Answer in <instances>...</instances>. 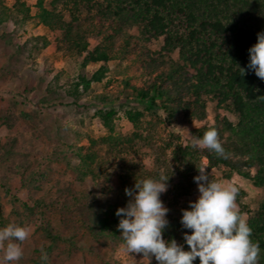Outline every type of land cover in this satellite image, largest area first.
I'll return each mask as SVG.
<instances>
[{"label":"trees","instance_id":"obj_1","mask_svg":"<svg viewBox=\"0 0 264 264\" xmlns=\"http://www.w3.org/2000/svg\"><path fill=\"white\" fill-rule=\"evenodd\" d=\"M176 1L53 0L50 9L45 6V0H37L38 11L32 17L38 24L61 34L59 48H63L68 55L82 56L86 53L83 65L101 63L89 79H80L84 90L89 89L94 82H102L111 60L125 59L137 64L145 78L140 85H133L129 79L123 80L118 86V93L128 91L133 99L144 103L147 111L162 110L169 123L205 121L208 99L216 101L217 105L224 104L237 115L238 122L235 125L222 119L220 124L223 128H215L225 150L223 156L194 144H178L174 150L183 171L169 185V225L163 237L166 240L175 238L178 243H183L182 232L190 230L181 228L179 221L182 213L177 203L181 197L191 195L197 187L193 181L196 176L195 161L205 158L209 168L225 167L252 181L257 188L264 189V99L259 98L264 96V82L245 67L248 49L256 43L260 31L239 22L199 18ZM14 15L29 18L30 8L25 0H16L12 7H7L0 0V22ZM177 20L185 21L184 34L177 32L173 35L169 32ZM131 28L137 29L136 35L128 32ZM90 37L99 39L93 50L88 49ZM117 37L122 39L119 46H116ZM161 37H164V45L159 50L151 49L149 42ZM177 49L178 57L174 58L172 54ZM239 67L245 68L244 75ZM78 86L76 84L73 89L75 96L79 92ZM111 98L108 95L103 100ZM97 113L109 133L90 139L88 148H81L77 153L78 178L88 179V190L75 194L71 191L70 200L61 199L65 194L61 192L49 200L43 197L33 199L30 195L31 205L26 200L22 201V207L36 217L38 230L44 239V244L36 250L35 264H44L40 259L42 248L49 259L56 246L75 245V230L81 226L96 239L123 244L117 229L119 217L115 211L124 207L130 199L125 195V188L132 189L135 182L158 178L160 175L155 173L149 176L131 169L130 173L119 177L120 185H110L103 175L104 158L112 151L119 153L135 144L151 142L150 129L145 125V113L142 111H125L132 126L127 135L115 132V110H100ZM209 129L204 127L194 138L202 137ZM225 132H228V136L224 135ZM105 144L109 145V149L103 154L101 147ZM30 186L39 188L38 185ZM11 190L10 186L6 189L10 194ZM111 194L114 195L113 202H101L102 199L98 197L101 195L106 198ZM51 210L60 212L67 232L53 227L49 219ZM247 224L252 229L251 239L258 241L261 249L258 264H264V206L259 217L250 219ZM184 247L187 250V245ZM135 254L139 261L134 264H157L154 257L149 262L141 253ZM46 264L58 263L47 260ZM193 264H199V258Z\"/></svg>","mask_w":264,"mask_h":264},{"label":"rangeland","instance_id":"obj_2","mask_svg":"<svg viewBox=\"0 0 264 264\" xmlns=\"http://www.w3.org/2000/svg\"><path fill=\"white\" fill-rule=\"evenodd\" d=\"M3 1L7 7L16 2ZM52 1L45 0V6L51 9ZM177 1L199 18L239 22L264 31V0ZM25 2L30 8L29 18L21 15L5 18V15L0 22V227L9 223L25 226L29 235L21 242L23 255L19 260L5 262L4 248L0 246V264H35L36 250L44 244L36 217L22 207V201L26 200L31 205L30 195L33 199L43 197L49 200L61 192L65 193L61 199L70 200L72 192L88 190V179L78 178L77 153L81 148H88L90 139L109 133L98 111H116L114 129L121 135H127L132 128L126 118V110L145 113L151 142L135 144L119 153L111 150L104 158L103 175L110 185H120L119 177L130 173L131 169L149 176L158 173L169 177L167 191L160 197L166 207L171 203L167 197L169 185L183 171L175 156L176 146L194 144V135L202 132L204 127L223 128L220 124L222 119L234 125L238 122L231 108L217 105L211 99L207 100V117L202 122L169 123L162 110L147 111L144 103L133 99L128 91L118 93V86L123 80L129 79L133 85H140L145 78L137 64L125 59L111 60L102 82H94L84 90L80 79H89L101 63L83 65L86 53L70 56L59 48L61 34L38 24L32 17L38 11L37 0ZM184 29L185 21L177 20L169 32L184 34ZM128 32L136 35L137 29L131 28ZM89 40L88 49L93 50L99 39L90 37ZM121 42L122 39L117 37L116 46ZM163 45L164 37L149 42L153 50H159ZM172 56L178 57V49ZM76 84L79 85V92L75 96L73 89ZM108 95L113 98L104 101L103 98ZM224 135L228 136V132ZM101 149L105 154L109 145H102ZM200 168L208 171L210 180L237 188L235 203L246 222L259 217L264 206V189L257 188L252 181L225 167L209 168L207 160L202 157L195 161V175L199 174L197 169ZM30 185H38L39 188ZM9 186L11 194L6 191ZM198 195L196 187L191 195L179 199L177 208H188L189 201H195ZM98 197L101 202H113L114 199L113 194L106 198ZM49 219L58 231H68L57 210H51ZM75 232V245L56 246L49 261L58 264H134L139 261L135 253L125 251L123 244L96 239L82 226Z\"/></svg>","mask_w":264,"mask_h":264},{"label":"clouds","instance_id":"obj_3","mask_svg":"<svg viewBox=\"0 0 264 264\" xmlns=\"http://www.w3.org/2000/svg\"><path fill=\"white\" fill-rule=\"evenodd\" d=\"M245 67L264 82V31L257 33L256 43L248 49ZM239 69L244 75L245 68ZM194 145L221 156L225 154L215 128L196 138ZM197 170L199 174L193 181L199 195L195 201H189L188 208L181 209V228L190 230L182 232L183 243L163 237L169 225V209L160 197L167 191L169 177L161 174L158 178L135 182L132 189L125 188V195L130 199L115 211L125 251L141 253L149 262L154 257L157 264H193L197 258L199 264H258L261 249L259 242L251 239L252 229L237 210V188L210 180L205 168ZM28 235L29 229L25 226L9 223L0 227L5 262L22 257L21 242ZM40 259L44 264L48 260L43 248Z\"/></svg>","mask_w":264,"mask_h":264}]
</instances>
